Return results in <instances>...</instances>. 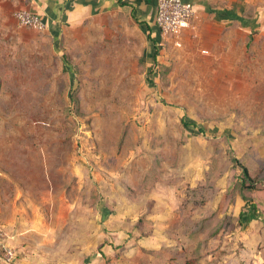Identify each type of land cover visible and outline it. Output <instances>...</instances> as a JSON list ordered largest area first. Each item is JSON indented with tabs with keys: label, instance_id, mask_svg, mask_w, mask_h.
<instances>
[{
	"label": "rangeland",
	"instance_id": "374dc122",
	"mask_svg": "<svg viewBox=\"0 0 264 264\" xmlns=\"http://www.w3.org/2000/svg\"><path fill=\"white\" fill-rule=\"evenodd\" d=\"M128 13L0 25L4 242L26 264H154L195 245L180 213L209 209L227 219L199 262L264 264V33L148 39ZM228 150L260 190L240 193Z\"/></svg>",
	"mask_w": 264,
	"mask_h": 264
},
{
	"label": "crops",
	"instance_id": "0c3cea01",
	"mask_svg": "<svg viewBox=\"0 0 264 264\" xmlns=\"http://www.w3.org/2000/svg\"><path fill=\"white\" fill-rule=\"evenodd\" d=\"M181 1L192 5L195 15L190 29L202 26L197 31L203 34L205 40H234L236 38L231 39L234 34L244 40L249 39L252 33H258L257 38H262L264 0ZM156 5L157 0H0V25L15 26V12L24 10L40 16L46 25L45 32L60 33L71 31L90 18L129 11L128 14L137 24L145 26L147 37L152 36L153 31L158 37L154 20ZM26 263L29 262L20 256L16 258L15 253L13 264Z\"/></svg>",
	"mask_w": 264,
	"mask_h": 264
},
{
	"label": "trees",
	"instance_id": "16d2710c",
	"mask_svg": "<svg viewBox=\"0 0 264 264\" xmlns=\"http://www.w3.org/2000/svg\"><path fill=\"white\" fill-rule=\"evenodd\" d=\"M148 39H151V37L148 36ZM153 44H155L154 40H153ZM156 57L157 55L155 53V55L153 56V61L155 62H156ZM72 99L73 98L71 96V100ZM182 122L185 124V126H189L183 120ZM191 125L193 127H196V124H191ZM199 132L202 134L204 133L203 130L201 129H199ZM228 155H229L228 157L230 158V162H231L229 168H231L234 171V175L237 178V183L235 184V186L239 189L240 193L242 192L249 193V192L260 190V188L263 187L262 186L263 183L260 182L259 180H256L255 178L251 176V172L249 168L245 165V163H243L239 158H237L231 150H228ZM209 181L210 180L207 174L205 175V183H207L205 186L210 185ZM197 193H198V190H196L195 195ZM189 194H190V191H189ZM187 205L190 206L189 203ZM184 206H186V204ZM244 207H250L257 217V213H258L257 206L256 204L253 203L250 196H246L244 198ZM211 212L212 211L209 209L204 210V211L201 210L200 212H198L200 213L199 215L200 217L198 216L199 218L194 217L193 214L196 213L195 211H190L188 213L186 212L180 213L179 215L180 220L178 222L179 225L176 226V229L181 230L180 223H183L185 220L192 221L191 225H189V228L185 229L183 233L188 235V238H190V242L191 240L196 241L195 245L190 247L188 243L187 245L188 248L186 249L185 254L184 255L181 254L180 256H175V258H172V257L163 258L162 256H159L160 258L158 259V262L154 264H161V263L162 264H202L201 262H199L201 260L200 257H203V255L200 254L201 250H206L209 248L208 247L209 241L207 240L211 237L213 238V236H215L219 232L220 227L223 226L224 223H226L224 222V220L227 219L225 218V216L217 217L216 214L211 213ZM242 216H243V212L240 211L237 217V221H240ZM214 222L217 223V225L214 227V230H212V228L208 229L209 224H212ZM206 223L208 226H206ZM147 225H149V227L152 226L150 222H147ZM199 243L202 244L200 245L201 246L200 250H198ZM173 251H174V254L180 253V252H177L180 250L175 247L173 248ZM209 255H212V254H209ZM9 264H13V262ZM210 264H214V262L213 263L211 262Z\"/></svg>",
	"mask_w": 264,
	"mask_h": 264
},
{
	"label": "built area",
	"instance_id": "2783aa9c",
	"mask_svg": "<svg viewBox=\"0 0 264 264\" xmlns=\"http://www.w3.org/2000/svg\"><path fill=\"white\" fill-rule=\"evenodd\" d=\"M195 15L191 4L181 0H157L155 25L162 38L173 37L178 39L180 34L191 27ZM17 24L44 32L46 25L37 14L20 10L15 12ZM177 45H180L177 43ZM4 234L0 228V264H9L15 258L14 250L4 242Z\"/></svg>",
	"mask_w": 264,
	"mask_h": 264
}]
</instances>
